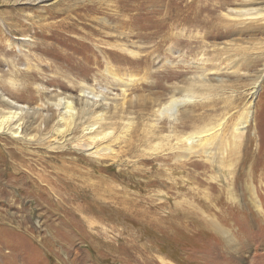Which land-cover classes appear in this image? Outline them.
Listing matches in <instances>:
<instances>
[{"label":"rangeland","instance_id":"374dc122","mask_svg":"<svg viewBox=\"0 0 264 264\" xmlns=\"http://www.w3.org/2000/svg\"><path fill=\"white\" fill-rule=\"evenodd\" d=\"M90 1L100 5L113 0H51L41 10L0 0V101L28 108L26 126L33 123L15 141L10 135H0V150L6 149L0 151V264H264V179H258L264 177V0H137L145 2L139 18L129 8L121 9L142 34L123 35L121 42L138 56L157 52L149 56L146 69L144 59L134 64L122 53L127 61L119 63L118 52L109 54L107 61L121 73L135 75L137 82L127 91L123 109L119 98L109 101L114 107L100 105L97 112L104 115L103 129L119 132L126 120L133 127L129 136L111 147L112 155L99 163L72 148L71 142L80 139V131L61 145L64 140L49 138L51 134L43 131V124L42 133L31 129L40 125L38 112L43 117L52 114L47 105L40 108L46 99L56 93L76 97L77 82L86 80L92 86L91 68H103L104 60L97 50L106 49L112 39L102 35L97 24L99 20L112 23L107 17L114 15V9L103 4L95 11V7L80 8ZM159 3L164 5L161 11ZM157 5L160 16L171 15L165 23L174 27L157 30L151 21L159 17L151 14ZM241 9L257 16L251 20L236 18L219 26L213 23L216 21L199 24L197 18L224 17ZM195 23L203 26L198 29ZM20 34L26 35L27 45L21 49L6 45L7 41L15 44L14 38ZM25 66L29 68L26 72ZM200 68L211 70L207 78L217 96L211 98L218 103L216 108L229 111L228 116L233 117L240 116L249 105L252 112L240 156L228 159L237 161V204L224 203L218 187L226 189L228 182L213 183L215 172L203 160L173 159L164 139L170 136L169 122L161 120L157 126L166 130L154 131L149 128L154 123L152 113L141 108L144 100L168 95L158 84L181 88L182 81L190 82L202 73ZM254 87L256 93L250 98ZM112 94L119 96L121 92L114 90ZM196 101L181 108L178 118L183 111L190 116L217 114L201 107L206 102ZM137 126L139 143L134 134L130 136ZM153 133L159 139L147 143L145 135ZM33 136L36 140L29 142ZM158 142L162 147L153 151ZM62 147L69 153L61 157ZM75 160L81 162L74 164ZM134 163L139 167L135 176H129L127 182L114 178L115 171L130 172ZM65 164L74 167L72 176L89 173L90 177L107 178V184L119 192L114 197L131 199L133 206L119 210L121 206L110 196L92 204L87 202L91 195L73 194L66 187H77L81 180L62 184L55 177L58 166ZM249 168L253 174L249 181L258 198L252 188L249 193L244 189ZM62 169L64 174L66 169ZM82 195L89 197L86 200ZM256 204L263 206L262 213L251 206ZM197 219L214 223L216 229L205 227Z\"/></svg>","mask_w":264,"mask_h":264},{"label":"bare ground","instance_id":"6f19581e","mask_svg":"<svg viewBox=\"0 0 264 264\" xmlns=\"http://www.w3.org/2000/svg\"><path fill=\"white\" fill-rule=\"evenodd\" d=\"M6 1H7L6 3H10L12 5L15 4V5H24V6L25 5L26 6H38V8L40 9V8H46L47 6H49L48 3H50L51 0H6ZM87 3H88L87 5H84L85 3H83L80 8H84V7H91V8L93 7L94 8L95 7V9H94V11H95L96 9H100L99 6H101L103 4L105 6L108 5V7L106 6L107 8L114 9V10H111L112 12H114V15H112V16L108 15V17H107L108 20L112 21L113 24L106 21V20H102L101 22L99 20L98 24H97L100 27L99 30L102 31V35L110 36L112 39L111 43L108 42L106 44V49H104V50L95 46L96 49L98 48L97 51H98L99 55H101L102 59L104 60L103 65H102L103 68L102 69L91 68L90 71H92L91 72L92 74L91 73L90 74L92 75L91 77L93 78L92 86H90L86 80H82L81 82H77L78 94L76 97H73L70 94H64L63 95V94L56 93L54 95H51L48 99H46V101L40 105V108H44V106L47 105L49 111L52 112V114L50 116L43 117V115H41V113L38 112L37 118H41L40 119L41 120L40 125H38L35 128H31V129L34 131L37 130L38 133H42L43 131H48L47 134H51L49 136V138L52 139L53 136H55V139H54L55 142H56V140H58V138L60 141L64 140L62 143L60 142L61 145L64 144L65 141H67L66 140L67 137H70L71 135L74 136L78 131H80L81 132L80 139H78V140L76 139L75 142H71V143H74L72 148L76 152L79 151V152H82L83 154H86L87 157H89V159L91 158V161L94 160L97 163H99L100 161H103L112 155L113 150L111 147L114 144L117 145V143L120 142L121 140H124L125 139L124 136H126L131 131L133 126H132V122L126 120V121L122 122V126H120L121 128L118 129L119 132L117 130H114V129H103L102 123L104 122V115L102 112H97V108H99L100 105L104 106L105 108H108V106H111V105L114 107V104H112L109 101H117L120 98L119 99L121 101L120 107L123 109V106L126 104L125 101H126V97H127V91L130 89V87H132L134 85L135 82H137L135 77H134L135 75H127L126 74L127 72L121 73L119 71L120 68L114 66L112 63L107 61V59H109L111 53L113 55L114 54L116 55V53L118 52L119 53L118 54V59H119L118 62L120 63L123 61H127V60H125L126 58L124 59L121 56L123 53V54L128 55L127 56V57H129L128 61L131 63H134V64H137L138 60L141 61V59H144L145 66L143 67V69H146V67H147L146 64H147V61L149 59V56H151L152 54H154V52H157V51L155 49V50H153V52L150 51L146 55L138 56L136 51L130 49V47H128L126 44L121 42V40H123L122 37L128 36L127 38H129V36H131L135 32L137 33V35L142 36V34H140V32L137 31V29H139V28H137V26L131 25L132 21L130 19L132 17L131 16L129 17V15L122 14L121 9H123L125 7L129 8L134 13L133 16L135 18H137L136 16H138V18H139L141 8L144 7L145 2L142 3V1L140 2L137 0H133L131 2H130V0H113V1H110L109 3H107V2L99 3L100 5H98V3L92 4L91 1L87 2ZM93 5H95V6H93ZM159 5L161 7L160 8V11H161V9H162V7H164V5L162 3H159ZM197 6L199 7L201 5H197ZM158 8L159 7L157 5L156 8L151 12V14H154L155 16H159V17H156L154 20H151V21H153L152 23L157 28V30L164 29L165 26L167 28L174 27V25L172 26L170 24L165 23V22H167L166 20H168V21L170 20L169 17L171 15L168 16V18L167 17L165 18L164 14H163L164 16H160L161 12L158 10ZM187 9H188V7H187ZM202 9H204V8H202ZM208 9L209 8H207V11H208ZM115 10H116V12H115ZM241 10L232 11L234 13L229 14V15H225L224 17H222V16L218 17L215 14V17H211L210 15H205V16H202V18H201L200 17L201 15H199V16L197 15V18L200 21L199 24L200 23L205 24V22H207V24H208V23H212V21H216L213 23L219 26L222 23L225 24L227 22H230L231 20L232 21L235 20L236 18L251 20V19H253L254 16H257V15H254L252 12H250L251 10H248V9L242 10V11ZM202 11L203 10H201L200 12H202ZM181 13L183 14V12H181ZM207 13H209V12H207ZM182 14H180V15H182ZM185 14H187L186 10H185ZM212 14L214 15V13H212ZM235 14H236V16H234ZM185 16H187V15H185ZM28 18H30V17H28ZM187 19L189 20V18H187ZM194 19H196V18H194ZM187 23H188V21H187ZM201 26H203V25H201ZM201 26L197 25V27H199L198 29H200ZM202 29L203 28H201V30ZM120 30H123V31L125 30V31L123 33H121ZM198 32H200V31H198ZM161 39H164V36H161ZM14 40L16 41L15 44H11L9 41H7L6 45L7 46L9 45V47L14 46L17 48H20V47L24 46L25 44L27 45V42H26L27 40H26L25 34H20V37H15ZM178 42L180 43V39ZM84 58L85 57H83V59ZM86 58L89 59L88 56H86ZM121 59H123V60H121ZM87 62L88 61L86 60V63ZM84 66L85 65H83L82 67L76 66V68L82 69V68H84ZM98 66H99V64L97 65V68H99ZM86 68H87V66H86ZM28 69L29 68L27 66L24 67L25 72ZM200 70L202 73L200 75L195 76L192 81H190V82H186V80L182 81L183 87H181V88H177L174 86L170 87V86L158 84L157 86L158 87L162 86L161 88L166 90L168 92V95L165 96V98H163V96H161V95H157L156 98H154L153 100L151 99L149 101L150 103L148 101L144 100V101H142L143 104L141 105V108H142V111H148V112L152 113L151 117H153L154 123L150 124L149 128H152L154 131L163 132L166 130V128H164V127L157 126V123L160 122L161 120L166 119L169 122V128L168 129H169L170 136L167 138L164 137V139L169 144L170 148H168V150H169V152L172 153V155H173L172 158L175 160H178V161H182V160L187 161V160H190L191 158H199V159L203 160L215 172L214 175L211 176V180L213 183H215L216 185L217 184L221 185V183L223 181L228 182V184L226 185L227 186L226 189H222V188L218 187L219 188V194L223 195V197H224V199H223L225 201L224 203L231 202V203L237 204L239 202L235 198V195H236L235 194L236 193L235 188H236V184H237V179H236L237 176L235 173H236L237 161H231L230 160L231 161L230 162V161H228V159H229V157H231L235 160L240 156V153L242 152V151H240L241 150L240 147L242 146V143L244 142V140L247 139L246 134L248 131V127L250 126L249 124L251 122L252 112L250 110V105H249V106H247L245 111L240 116L233 117V116H228L229 111L226 112L225 110L223 111V109H221V108H216L218 106V103H214L211 98L217 97V96L214 94L213 87L211 86L212 84L210 85L208 83L209 82L208 80H210V79L207 78L209 75H212V74H210L211 70H207V69H203V68H200ZM133 72L134 71H132L131 73H133ZM170 72H172V71H170ZM151 83H153V82H151ZM186 84H187V86H186ZM114 90H120L121 94L119 96L113 95L112 92ZM255 93H256V87H254L252 89V91L250 93V98H252ZM2 96L3 95H1V98H2ZM197 99H200L201 101L206 102L204 105L201 106L202 108L208 107V108L212 109L211 110L212 112H217V114L212 115V114H205L204 113L201 116H190V114L185 115L186 113L184 114V111H183L181 113V115L179 116L180 118H178V114L180 112V109L187 106V105L195 104V101ZM164 100H165V102L163 103ZM218 102H219V100H218ZM0 103L4 108V109L0 110V135H10L11 139L13 141H15V140H17L16 138H19L20 135L25 130H27V128H29V126H31L33 124L32 123L31 125L26 126V123H28V122H25V120L28 118V115H29L28 108L26 109L24 107H20V106L14 105V104H7L4 101H0ZM35 114H37V113L34 112L33 115H35ZM197 123H200L201 126H198ZM42 124L44 125L43 128L41 127ZM110 126H111V124H110ZM41 128L43 129V131L41 130ZM138 133H139V127L137 126V128L134 129L132 135L130 134V136H131V138L135 137L134 140L139 143V139H138L139 134ZM133 134H134V136H133ZM127 136H129V135H127ZM142 136H143V133H142ZM142 136H141V138H142ZM72 138L73 137H71V139ZM157 139H159V137L157 135H155L154 133L151 135H147V136L145 135V141L147 143L156 141ZM35 140L36 139L33 136L32 139H29V142L35 141ZM134 140H132V141L130 140L128 143L130 145H134V143H133ZM140 143H141V140H140ZM64 147H62L63 150L61 152V157L66 156L69 153V152H67V150H64ZM160 147H162V142H158L156 145H154V148L152 150L156 151V149L158 150V148H160ZM5 150L6 149L1 148L0 151H5ZM16 150H18V149H14L13 151L15 152ZM166 150L167 149L165 148L164 151H166ZM19 151L21 153H23L21 150H19ZM39 157H42V156H39ZM167 158H168V156H167ZM48 159H50L51 161L57 162L55 160V158H48ZM80 162H81V160L78 162L75 160L74 164L80 163ZM58 163L61 165L64 164L61 161H58ZM82 163H83V161H82ZM137 165H138L137 163L132 164L134 169L131 170L130 172H123V170L120 171V169L115 171L114 178L116 180H123V181L127 182V180H128L127 178H129V176H131V177L135 176V174L139 171V167ZM61 167L63 169H66L64 174L60 173ZM98 167H100V166H98ZM58 168L59 169H56V172H54V173H55L56 179L58 181H60L62 184H64V182H67V181L69 182V180H73V179L74 180H81V183H79V185L82 184V187H80L81 189H79V185L77 187L75 185H72V186L69 185L66 187V189L67 188L71 189L73 194H78L79 192L80 193L83 192V193H86L87 195L88 194L91 195L90 196L91 198L88 199L89 196L87 197V199L89 200L87 202L94 204L98 200H101V198L103 196H110V197H112L113 201L117 205L121 206V208H119V210L120 209L129 210L130 207L133 206V202L131 201V199L120 200L119 198L114 197L119 192L116 191L115 188H112L111 186H109L107 184V182H108L107 178L100 177V176L99 177L98 176L97 177H93V176L90 177L92 174L89 175V173L88 174H78L79 176H72L73 175L72 172L74 171L72 169L74 167L71 169V167L69 168L66 165L65 167L64 166H58ZM251 171H252V169H251ZM251 171L249 168L248 176H246V178L243 179V180H246L244 189H245V191H248V193H249L251 191V188H252L253 189V193H252L253 196L258 198V193H257L256 189L254 188L253 183L249 181L251 179L250 177H252V175H253L251 173ZM82 172H84V171H82ZM92 178H94L95 180ZM257 178H256V180H257ZM253 179H254V177H253ZM258 179L262 180V179H264V177H261ZM89 182H91V183H89ZM206 183L209 184L208 182H206ZM243 183H244V181H243ZM209 187H211V185H207V188H209ZM51 191H53V190L51 189ZM84 191H86V192H84ZM82 196L84 199L85 195H82ZM217 198H218V196H217ZM81 200H82V197H81ZM208 202L209 201H207V203ZM219 202L222 205L224 204L222 201H219ZM251 206L256 210V212H261L262 207H263V206L262 207L259 206V204L251 205ZM192 215H194L193 212H192ZM197 221L199 222L198 219H197ZM199 223H202V225H204V226L207 225V227L212 226V227H214V229H216L215 224L208 221V220H204V221L202 220ZM217 230L220 231L221 229L217 228ZM221 231H220L221 235L222 234L224 235V233H222ZM163 264H166V263L164 262Z\"/></svg>","mask_w":264,"mask_h":264}]
</instances>
